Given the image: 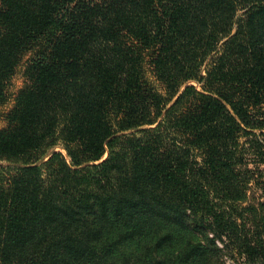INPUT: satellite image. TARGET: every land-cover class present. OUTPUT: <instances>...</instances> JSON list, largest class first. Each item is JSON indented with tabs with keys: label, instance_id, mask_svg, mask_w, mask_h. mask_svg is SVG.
<instances>
[{
	"label": "trees",
	"instance_id": "16d2710c",
	"mask_svg": "<svg viewBox=\"0 0 264 264\" xmlns=\"http://www.w3.org/2000/svg\"><path fill=\"white\" fill-rule=\"evenodd\" d=\"M25 56L0 264H264V0H0Z\"/></svg>",
	"mask_w": 264,
	"mask_h": 264
},
{
	"label": "rangeland",
	"instance_id": "374dc122",
	"mask_svg": "<svg viewBox=\"0 0 264 264\" xmlns=\"http://www.w3.org/2000/svg\"><path fill=\"white\" fill-rule=\"evenodd\" d=\"M28 56H25L21 62L17 65L13 75L11 78L6 82L5 85V92H6V101L0 106V129L5 128L7 126V120H6V115L8 111L13 107L14 105V99L15 96L17 95L18 91L25 86L26 84V77L24 74V68H25V63ZM153 79V78H151ZM158 85V83H156ZM60 147H56L55 150H58ZM15 162L13 161H8L6 159H0V168L3 171V174L7 172H11L14 169ZM264 168V167H262ZM260 182H264V173L260 174L259 177ZM253 189L255 191V195H261L262 192L264 193V183H262L259 186H253ZM252 194V193H251ZM264 200V197L263 199ZM226 264H249L244 260V258H240L236 256L235 258L232 259H227Z\"/></svg>",
	"mask_w": 264,
	"mask_h": 264
}]
</instances>
